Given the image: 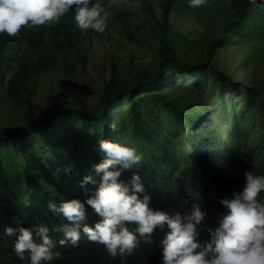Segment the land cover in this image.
I'll return each instance as SVG.
<instances>
[{
	"label": "trees",
	"instance_id": "16d2710c",
	"mask_svg": "<svg viewBox=\"0 0 264 264\" xmlns=\"http://www.w3.org/2000/svg\"><path fill=\"white\" fill-rule=\"evenodd\" d=\"M159 7L165 23L168 22L171 15H175L174 18L182 15L185 28L178 30L180 35L192 34L194 36V27L188 28L186 25L187 21L192 20L195 23L200 22L202 25L211 26H203L205 29L216 31L213 35H208V55L203 57L204 62L207 63L211 58L209 55L212 52L214 53L213 47L222 42L230 46L233 42V34L243 35L247 43H250L251 39L264 40V0H205V3L197 6H189V0H159ZM138 9L149 15L155 14L153 3L150 0H124L119 9L120 13L115 18L126 30H129L128 16ZM72 16L73 12L70 8L54 24H43L29 28L24 26L20 34L13 37L12 40H9L6 34L0 33V85L4 83V79L1 77L2 73L9 78L7 88H15L20 81L26 79L27 84L34 90L39 83L37 79L42 76L47 77L51 71H57L58 73L51 75L59 76L64 80L72 76L69 71L75 68L77 64L85 69L87 66V50L84 45L87 38L86 32H81L75 26ZM172 21L175 22V19ZM160 30L165 34L166 26L162 23H160ZM195 32V34H200L202 30L197 28ZM163 34L161 35L164 47L160 49L161 61L157 69L142 71L136 75L132 83L127 82L126 84L119 82L120 77L114 70L110 82L104 89L101 100L93 108L80 110L78 108L53 109L48 112L46 117L31 112L25 125L15 129L4 128L0 130V144L12 140L20 146H24L34 138L40 146L50 148V145H45L47 141L55 147V142L49 135L55 122H58L57 120L60 117L64 118L67 115L88 116V118L82 117V121L89 126V129L85 132L94 133L92 139L95 138L98 131L106 136L110 125L107 116L111 102L121 96L135 94L145 85L160 86L168 68L180 69L190 76L197 86H200L202 84L201 78L204 75L197 73L196 70L201 63L179 60L180 54ZM88 36L90 37V34ZM238 43L239 40L233 44ZM32 92L28 89L27 96L32 95ZM158 96L163 104L170 108V111L187 120L185 135L183 139L178 141L185 140L187 144L180 145V147L187 148L188 152L191 150L193 155L192 158L185 160L186 163L179 167L175 166L173 161H169L167 165H163L159 169H166L171 171L170 173L158 174L153 172L154 176L148 178L149 180L153 179V181L146 185V188L151 190L152 203L150 201L151 206L149 207L153 210L161 209L169 217L176 214L184 215L188 211L187 206L182 203L183 199H186L184 189L191 188L195 192H200L202 196L201 210L205 213V216L197 226V239L204 242L208 239L209 230L215 227L218 215L226 212V209L218 203V200L231 198L234 191L242 190L243 185L238 181L241 177L239 172H241L242 167L239 162H234L229 158L230 146L227 137L221 135L219 130H213L208 122H203L205 116L203 109L196 111L190 102L185 105L183 96L180 94L178 99L174 96L167 98L164 94ZM129 105H131L132 116L129 122L133 124L132 134L143 135L144 137L140 136L142 139L149 140L155 139L156 134H159L162 136L158 137L159 141H162V139L171 141L175 138L165 137L164 134L167 131L159 125H155L149 119L157 114V112L150 111L155 109L151 106L150 101L145 100L143 111L140 110V103L137 99H134ZM117 128L124 129L119 121L115 125V129ZM234 129L240 133L242 126L235 125ZM38 130H41L45 137L36 141L35 133ZM68 130L71 131L72 129ZM238 137L240 138H230V140L238 142L245 139L240 134ZM70 141L71 138L68 145L62 149H58V147L54 149L55 151L60 150L61 153L69 151L67 156L62 154L57 156L60 161L67 159L66 163L61 162L58 167H55L53 162L49 168L43 167L39 170V173H36L33 166H30L34 164H8L9 166L0 164V233H3L6 226L28 227L34 225V210L31 209V206L41 204V202L36 203L31 198L29 188L33 185L42 187L41 184L44 180L58 182L51 185L59 189L58 194L61 197L86 199L88 194L86 191L81 192L78 183L80 177L87 170V168H82L84 167L83 162H88V158L83 155L85 147H79V145ZM143 141L146 142L147 140ZM61 156L63 159L60 158ZM21 158L24 162L29 160L26 155H22ZM222 161H226L228 164L225 165ZM146 166L144 165V167ZM144 167L135 166L134 170L141 172L142 177L146 178V172L154 171V169L150 171ZM65 168L68 169L67 174H65ZM76 175L79 178H76ZM158 179L161 180V183ZM72 180L77 182L74 183ZM19 188L23 189L24 192L19 193L17 191ZM61 188L66 191L61 190ZM190 203L192 202L190 201ZM173 209H175L174 212ZM167 232V226L162 229L155 228L151 234V243L137 236L138 248L134 249L131 256H125L123 259L119 256L114 259L110 258L104 248H98L92 251H83L73 259L71 264H160L162 251L160 241ZM0 264L24 263L16 258L12 263L7 260H0Z\"/></svg>",
	"mask_w": 264,
	"mask_h": 264
},
{
	"label": "clouds",
	"instance_id": "9594fccd",
	"mask_svg": "<svg viewBox=\"0 0 264 264\" xmlns=\"http://www.w3.org/2000/svg\"><path fill=\"white\" fill-rule=\"evenodd\" d=\"M123 1L0 0V33L12 40L24 26L54 24L70 8L75 26L81 32L91 29L102 33L108 19L117 20L115 17L120 13ZM202 3L205 0H189V6ZM111 130H115L114 138L109 137ZM122 132L124 129H115V123L113 126L110 123L106 136L97 141L100 155L85 152L88 146L83 150L84 157L90 155V158L83 162L82 168L87 170L78 183L81 192H87L86 199L61 197L59 189L51 185L58 182L49 180L40 183L42 187L33 185L29 188L31 198L36 203L41 202L31 206L34 225L4 227L0 233L1 261L12 263L18 258L24 264H71L83 251L98 248H104L110 258L119 256L123 259L138 248L137 236L151 243L153 230L167 226L168 232L160 241V264H264V200L258 199V193L264 192V169L260 163L239 162L242 169L238 181L243 188L234 191L231 198L218 200L226 212L218 215L215 227L208 232V239L201 242L197 239V226L205 213L201 210L200 192L185 188L186 199L182 203L188 211L184 215L169 217L161 209L149 207L151 190L146 188L153 181L148 179L154 176L153 172L170 173L159 169L169 161L179 167L192 158L193 152L178 147L174 143L178 141L176 137L171 141L161 138L164 143L156 145L158 137H162L156 134V138L150 140L154 147L149 149V139H131L130 136L124 137ZM186 144L183 140L182 145ZM178 151H181L180 155ZM150 154L152 156H148ZM153 156L161 163L154 161ZM60 158L63 159L62 156ZM141 160L143 165L139 164ZM149 163L154 171H151ZM223 163L228 164L226 161ZM135 166L151 172H146V178H143L141 172L134 170ZM67 171L65 168V174ZM158 181L161 183L160 179ZM61 190L66 191L64 188ZM17 191L24 192L21 188ZM190 201L192 203L189 204Z\"/></svg>",
	"mask_w": 264,
	"mask_h": 264
},
{
	"label": "rangeland",
	"instance_id": "374dc122",
	"mask_svg": "<svg viewBox=\"0 0 264 264\" xmlns=\"http://www.w3.org/2000/svg\"><path fill=\"white\" fill-rule=\"evenodd\" d=\"M150 1H153L155 14H146L141 9L130 13L128 16L129 30H126L117 20L110 19L107 20V26L102 33L87 30L84 44L87 50V66L84 69L77 64L69 71L72 76L67 79L62 80L59 76L51 75L58 73L51 71L47 77L42 76L37 79L39 83L34 90L27 84L26 79L22 80L24 81L22 84L20 81L15 88H7L9 78L2 73L4 83L0 85V130L15 129L25 125L31 112L46 117L53 109L93 108L101 100L114 70L120 77L119 82L126 84L127 82L132 83L136 75L142 71L157 69L161 61L160 49L164 47L161 35L163 33L160 30V23H162L166 26L163 35L180 54L179 60L201 63L196 71L204 75L201 78L202 84L197 86L190 76L178 68H168L160 86L145 85L135 94L121 96L111 102L107 118L112 126L119 121L124 128V137L130 136L132 139L143 136L132 134L133 124L129 122L132 117L129 104L137 99L140 103L139 108L143 111V103L147 99L155 108L154 111H150L157 112L149 119L167 131V137H176L180 140L184 137L182 131L186 128L187 120L170 111V108L165 106L158 96L164 94L167 98L174 96L178 99L180 94L183 96L185 105L190 102L196 111L200 109L205 111L203 122H208L213 130H219L221 135L231 139L240 138L239 134L245 137L244 140L238 142L229 140V153H233L230 154L233 160L255 165L260 163L261 168L264 169L262 167L264 157V40L251 39L250 43H247L243 35L233 34V42L230 46L223 42L215 45L214 53L209 55L210 60L208 63L204 62L203 57L208 55V35H213L216 31L205 29L203 26L206 25L200 22L195 23L192 20L186 22L188 28L194 27L195 30L200 28L202 33L195 34L194 30V36L192 34L180 35L178 30L185 28L182 15L175 18V15H171L165 23L161 16L159 0ZM173 19L175 22L172 21ZM237 40L239 43L233 44ZM28 89L33 91L30 96H27ZM82 117L88 118L82 115L60 117L53 125L49 137H52L58 149L66 147L71 138L70 142L79 147L88 146L89 149L85 152L100 155L97 141L103 139L104 134L98 131L92 139L94 133L85 132L89 126L82 121ZM235 125L242 126L240 133L234 129ZM111 131L109 137L114 138L115 130ZM35 137L36 141L37 139L39 141V139H44L45 135L38 130ZM147 143L150 144L149 149H153L154 142L148 140ZM163 143V141H157L156 145ZM174 143H177L178 147L182 145L179 141ZM45 145L51 147L40 146L34 138L24 146L7 140L0 144V164L4 166L34 164L30 166H33L37 172L43 167L49 168L53 161L55 167H58L60 160L57 156L62 153L60 150L55 151L52 143L46 141ZM68 152L65 151L63 154L67 155ZM177 153L180 155L181 151ZM22 155H26L29 160L24 162ZM153 157L154 161L161 163L156 156ZM86 158H90V155ZM92 158L95 159V157ZM143 163L144 161L141 160L139 164L143 165ZM149 167L152 169L150 163ZM76 178L79 176L76 175ZM258 199L264 200V192L258 193Z\"/></svg>",
	"mask_w": 264,
	"mask_h": 264
}]
</instances>
